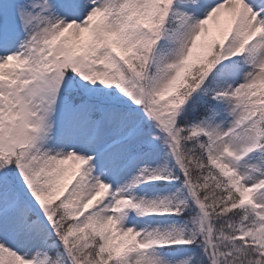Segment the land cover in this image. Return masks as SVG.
I'll list each match as a JSON object with an SVG mask.
<instances>
[{
	"label": "snow or ice",
	"instance_id": "obj_1",
	"mask_svg": "<svg viewBox=\"0 0 264 264\" xmlns=\"http://www.w3.org/2000/svg\"><path fill=\"white\" fill-rule=\"evenodd\" d=\"M0 264H264V0H0Z\"/></svg>",
	"mask_w": 264,
	"mask_h": 264
}]
</instances>
